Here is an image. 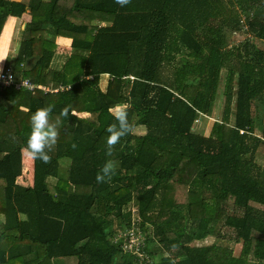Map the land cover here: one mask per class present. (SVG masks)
Returning <instances> with one entry per match:
<instances>
[{"label":"trees","instance_id":"trees-1","mask_svg":"<svg viewBox=\"0 0 264 264\" xmlns=\"http://www.w3.org/2000/svg\"><path fill=\"white\" fill-rule=\"evenodd\" d=\"M23 1L0 0V34L8 16L31 14L4 67L49 90L0 87V122L10 117L21 140L2 124L0 264H264V0L72 1L105 15L100 27L58 0ZM58 36L70 39L60 66ZM218 100L221 116L204 133L196 124ZM123 103L133 132L109 157V110ZM48 106L53 121L66 106L70 115L51 163L33 160L23 186L30 118ZM109 159L116 174L97 183ZM30 176L29 161L19 180ZM221 227L237 255L203 243Z\"/></svg>","mask_w":264,"mask_h":264},{"label":"clouds","instance_id":"clouds-1","mask_svg":"<svg viewBox=\"0 0 264 264\" xmlns=\"http://www.w3.org/2000/svg\"><path fill=\"white\" fill-rule=\"evenodd\" d=\"M121 7L131 3V0H115ZM0 61H3L0 59ZM71 87V85H70ZM131 105L127 103L114 105L109 111L116 123L108 125L105 131L109 134L106 139V155L111 157L121 139L133 132L134 126L128 120V110ZM52 106L42 107L32 113L30 118L31 129L26 143V154L33 160H40L44 164L51 163L49 154L57 144L60 136L61 118L67 119L70 115V106L64 107L55 121L52 120ZM73 150L76 144L71 146ZM118 164L114 160H107L97 173V183L111 182L116 174Z\"/></svg>","mask_w":264,"mask_h":264},{"label":"crops","instance_id":"crops-1","mask_svg":"<svg viewBox=\"0 0 264 264\" xmlns=\"http://www.w3.org/2000/svg\"><path fill=\"white\" fill-rule=\"evenodd\" d=\"M15 1H23V0H15ZM25 1L27 2V0H25ZM25 1H23V2H25ZM43 1L46 2L48 0H43ZM58 1L60 2L61 6L64 9H69L68 11L71 13L70 16L72 18L77 19L72 14L78 15V16H82L84 18H88V17L97 18V19L102 20V21H92V24L96 25L98 27L107 26V25L110 24L109 22L104 20L105 19V15H103V14H101L99 12L98 13H94V12H92L94 10H92L90 8H88V10L81 9V10H79L77 12L75 11V9L71 10V6H72V1L73 0H58ZM82 1H83L82 2L83 4L92 5V4H95L97 0H82ZM110 5L113 6V2H111ZM71 11H74V12H71ZM109 17L110 16L107 15L106 19L109 20ZM30 18H31V14L29 13V10H26V12H24L20 17H15V16H8L7 17V19H6L5 23H4L3 29L1 31L0 37L4 33V29L6 27V32H5V36L6 37H4V38H8V41L10 40V44L6 45V47H3L2 52L0 53V59H2V60L6 59L8 61L7 63H12V58L14 57V55L17 53V51L19 49L21 35H22L23 29L25 27V23L28 20H30ZM55 41H56L55 42L56 43V47H55L56 56L57 55L59 56L55 60H56V62H58L59 66H60L61 65V60H62V58H60V55H63L64 53L69 52V50H70V39L65 38L64 36H58V37H56ZM57 48H63V50L64 49L65 50L64 51H59ZM11 51H12V54H10ZM5 65H8V64H5ZM5 65H1V63H0V69H2ZM105 76H107V79H103V77H105ZM107 81H108V75L107 74H101L100 77H99V81H98V84H99V87H100L101 90H103V91L105 90L106 85H107ZM37 86H38L37 89H40L41 87H45L46 91L49 90V88L46 87V86H43V85L42 86L37 85ZM59 88L62 89L63 87L60 86ZM82 115H86V114H82ZM8 120L11 122V124H12V126L14 128V133H15L13 135L15 137H10V135H8V137L10 139L16 140L17 142H21V140L16 137L18 135H16L14 123H13V121H12V119L10 117H7L4 122H0V127L4 128L2 126V124L8 122ZM139 128H142V127H139ZM24 149H25V147L22 148V173H21L20 176L17 177L16 182L18 184L23 185V186L31 187L32 184H33V159L30 158L28 155L26 156V163L28 164L29 161H30V173H31L30 179L29 180L25 179L26 183L24 181L22 182L21 180H19V178L21 176H23L24 168H25V164H26L25 160H24ZM84 185H86V184H84ZM68 190H69V192H72L70 189H68ZM88 190L89 191H82L80 193L90 192L91 191V187ZM74 192H76V191H74ZM76 193H78V192H76Z\"/></svg>","mask_w":264,"mask_h":264},{"label":"rangeland","instance_id":"rangeland-1","mask_svg":"<svg viewBox=\"0 0 264 264\" xmlns=\"http://www.w3.org/2000/svg\"><path fill=\"white\" fill-rule=\"evenodd\" d=\"M6 37V36H5ZM0 39H1V37H0ZM12 41V40H11ZM10 44V40L8 41V38H4L2 41H1V43H0V47H1V49H3V47H6V45H9ZM59 51H64L63 50V48H57ZM10 54H12V51L10 52ZM9 54V55H10ZM8 61L6 60V59H3V61H1L0 63H1V65H5V64H8L7 63ZM103 79H107V76H105V77H103ZM222 104H223V100H218L217 101V105H216V108H215V112H214V115H213V117L212 118H204V117H202L201 119H200V121H199V123L198 124H196L197 125V128H198V126H199V128H200V130L201 131H203L204 133H207L209 130H210V128H211V126H212V124H213V120H216V119H219L220 118V116H221V107H222ZM144 130H143V128H138L137 130H136V132H143ZM6 132V131H5ZM6 134H7V132H6ZM7 136H8V134H7ZM260 153L261 152H258V155H257V157H259L260 156ZM261 163V162H260ZM68 189H70L72 192H74V191H76V192H78V193H80V192H82V190L80 191V190H75V189H72V187H71V184L69 185V187H68ZM134 209H135V207H133ZM219 233H220V237H219V239H217V238H213V237H207L204 241H203V243H205V244H207V243H212V242H218V243H222V244H226V245H229V246H231L232 248H233V253L234 254H238V244H235L233 241H231L229 238L231 237V234L233 233V231H231L229 228H224V227H221L220 229H219ZM139 240V237H137V238H134V237H130L129 238V246H128V250H129V252L131 253V251H132V249L131 248H133V246L137 243V241ZM62 262H58V263H56V264H61ZM76 264V259L75 258H73V257H71V258H66V260H65V262H64V264Z\"/></svg>","mask_w":264,"mask_h":264},{"label":"built area","instance_id":"built-area-1","mask_svg":"<svg viewBox=\"0 0 264 264\" xmlns=\"http://www.w3.org/2000/svg\"><path fill=\"white\" fill-rule=\"evenodd\" d=\"M9 86H13L16 89L26 88L27 90H30V91L38 88L37 85L30 82L28 79H20L19 81H15L11 67L6 66V67L0 69V87L5 88V87H9ZM40 89H42L43 91H46L45 87H41ZM242 132H243V130H240V133H242ZM133 207H135V206H133ZM132 210L137 211L136 207H135V209L132 208ZM130 237H133V236H130Z\"/></svg>","mask_w":264,"mask_h":264}]
</instances>
